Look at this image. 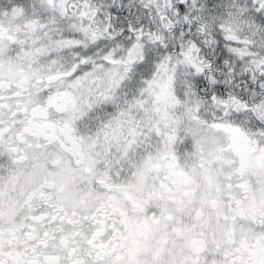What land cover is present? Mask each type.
I'll return each instance as SVG.
<instances>
[{"label": "snow or ice", "instance_id": "1", "mask_svg": "<svg viewBox=\"0 0 264 264\" xmlns=\"http://www.w3.org/2000/svg\"><path fill=\"white\" fill-rule=\"evenodd\" d=\"M0 264H264V0H0Z\"/></svg>", "mask_w": 264, "mask_h": 264}]
</instances>
